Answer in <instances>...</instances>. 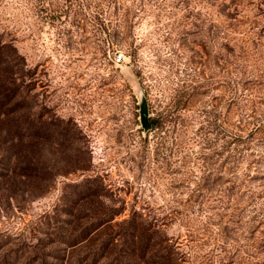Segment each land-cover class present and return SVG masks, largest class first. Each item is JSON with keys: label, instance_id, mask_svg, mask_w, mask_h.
<instances>
[{"label": "rangeland", "instance_id": "374dc122", "mask_svg": "<svg viewBox=\"0 0 264 264\" xmlns=\"http://www.w3.org/2000/svg\"><path fill=\"white\" fill-rule=\"evenodd\" d=\"M0 32L76 132L0 143V264H264V0H0Z\"/></svg>", "mask_w": 264, "mask_h": 264}, {"label": "trees", "instance_id": "16d2710c", "mask_svg": "<svg viewBox=\"0 0 264 264\" xmlns=\"http://www.w3.org/2000/svg\"><path fill=\"white\" fill-rule=\"evenodd\" d=\"M32 76L34 74L28 69L25 57L19 52L13 41L6 39L4 34L0 32V125H2L6 133L4 134L5 140L0 141V143L12 142L15 135L19 137L41 135L43 131L48 132L49 136L58 135L57 138L61 141L67 138L68 135L73 136L76 134L71 123L66 119H61L58 116H49L48 118V116H45L46 113L35 110L37 108L27 110L29 114H26L25 110L32 106L24 99L23 90L29 88L27 79ZM260 132L264 134V122L256 127V133ZM6 152L8 156L9 152L7 149ZM9 157L10 154L1 161L2 166H0L4 169L8 168ZM16 167L21 169L20 171L24 176H31L32 173H47L41 172L40 169L43 170L44 167L38 165L34 167L27 165ZM3 172L5 171L0 170V173ZM91 180L93 181L94 178H86L84 182L80 183L81 186H84L78 187L76 191L80 192L83 188L90 189ZM130 224L132 225L130 228L133 231L139 229L135 220L131 221ZM155 245H159V243L153 244V246ZM166 248L168 246L162 245L158 248V253L162 258H168L171 254Z\"/></svg>", "mask_w": 264, "mask_h": 264}, {"label": "water", "instance_id": "95a60500", "mask_svg": "<svg viewBox=\"0 0 264 264\" xmlns=\"http://www.w3.org/2000/svg\"><path fill=\"white\" fill-rule=\"evenodd\" d=\"M140 107H141V126L147 131L151 129L152 125L149 120L147 101L144 94L140 98Z\"/></svg>", "mask_w": 264, "mask_h": 264}, {"label": "built area", "instance_id": "2783aa9c", "mask_svg": "<svg viewBox=\"0 0 264 264\" xmlns=\"http://www.w3.org/2000/svg\"><path fill=\"white\" fill-rule=\"evenodd\" d=\"M122 58H123V56L121 55V56H119L118 58H117V61L118 62H121L122 61Z\"/></svg>", "mask_w": 264, "mask_h": 264}]
</instances>
